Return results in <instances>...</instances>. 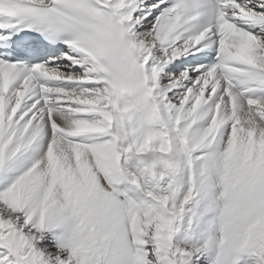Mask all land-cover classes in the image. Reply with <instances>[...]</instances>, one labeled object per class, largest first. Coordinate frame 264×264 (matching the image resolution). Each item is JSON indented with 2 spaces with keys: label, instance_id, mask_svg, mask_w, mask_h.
Masks as SVG:
<instances>
[{
  "label": "snow or ice",
  "instance_id": "snow-or-ice-1",
  "mask_svg": "<svg viewBox=\"0 0 264 264\" xmlns=\"http://www.w3.org/2000/svg\"><path fill=\"white\" fill-rule=\"evenodd\" d=\"M0 264H264V0H0Z\"/></svg>",
  "mask_w": 264,
  "mask_h": 264
}]
</instances>
